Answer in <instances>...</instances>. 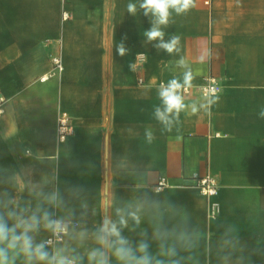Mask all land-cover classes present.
Here are the masks:
<instances>
[{
    "label": "crops",
    "instance_id": "0c3cea01",
    "mask_svg": "<svg viewBox=\"0 0 264 264\" xmlns=\"http://www.w3.org/2000/svg\"><path fill=\"white\" fill-rule=\"evenodd\" d=\"M129 2L137 0H0V92L7 98L0 171L49 182L45 191L84 186L89 228L102 219L106 200L116 219L117 207L148 193L158 202L153 213L168 227L186 220L200 236L198 248L180 252L182 264H224L220 243L233 236L244 246L243 264H264V119L258 115L264 108V0H195L186 15H173L166 39L181 37L179 56L195 75L186 102H200L207 78L220 91L208 108L182 112L170 133L153 111L159 84L181 75L179 56L144 43L149 18L139 10L128 14ZM124 36L129 54L120 57L115 46ZM58 52L63 69L50 75V57ZM61 113L71 131L59 140ZM147 128L155 136L151 144ZM205 174L217 182L215 198L195 186ZM212 200L215 216L208 215ZM140 227L151 231L147 220ZM129 229L124 235L138 240L140 229ZM48 235L42 231L37 239Z\"/></svg>",
    "mask_w": 264,
    "mask_h": 264
},
{
    "label": "clouds",
    "instance_id": "9594fccd",
    "mask_svg": "<svg viewBox=\"0 0 264 264\" xmlns=\"http://www.w3.org/2000/svg\"><path fill=\"white\" fill-rule=\"evenodd\" d=\"M196 6L195 0H137L127 4L128 14L139 11L149 18L150 28L144 31V43L151 44L157 53L168 55L181 52V37L167 34L165 29L173 22V15H186ZM115 46L120 57L129 54L124 41ZM144 53H137L143 58ZM180 76L161 82L157 89L160 103L154 107L153 117L162 125L163 132H172L182 112L197 114L215 103L214 96L205 95L199 103H187L186 93L193 86L195 75L189 62L183 57L175 61ZM135 71L136 63H129ZM264 119V108L258 113ZM145 140L151 144L154 133L147 128ZM30 156L31 150L26 149ZM58 180V177H56ZM49 182H31L21 178V173L0 171V264H182L180 252L191 253L199 247L200 236L191 229L188 221L168 227L162 216L155 215L158 202L150 194L143 193L124 207L115 209L116 219L110 214L111 201L105 202V213L93 228L87 226L89 205L87 189L82 185H70L64 192L59 186L45 191ZM27 192L31 199L25 200ZM35 201V203H33ZM74 201H79V212ZM57 212L61 213L57 215ZM148 221L151 231L141 228ZM132 227L129 229V222ZM138 232L139 239L132 240L124 230ZM49 233L47 239L38 240L41 232ZM155 244L156 250H152ZM220 259L227 264L233 253L235 264H243L244 246L237 236L223 239ZM211 255V246L206 248ZM253 254H260L254 249Z\"/></svg>",
    "mask_w": 264,
    "mask_h": 264
},
{
    "label": "built area",
    "instance_id": "2783aa9c",
    "mask_svg": "<svg viewBox=\"0 0 264 264\" xmlns=\"http://www.w3.org/2000/svg\"><path fill=\"white\" fill-rule=\"evenodd\" d=\"M212 0H203L204 4L210 5ZM62 18H66L67 12L62 11ZM51 68L49 70L50 75H54L58 72H60L63 69V62L60 56V53H55L51 55ZM43 79L45 77H42ZM200 93L202 96L205 95H215L220 91V86L214 82L213 79L207 78L204 79L203 82L199 86ZM7 98L0 92V123L2 121V116L4 114V106L6 103ZM71 131L69 118L65 113H61L57 117L56 121V132L57 137L59 140H62L65 138L67 134H69ZM160 185L164 183V179L161 178ZM196 188L199 190V192L205 196L215 198L218 194V186L215 178L211 176L210 174H205L204 176L200 177L196 183ZM218 212V202L217 200H212L209 202L208 206V215L209 216H215ZM49 235L45 238L47 239Z\"/></svg>",
    "mask_w": 264,
    "mask_h": 264
}]
</instances>
